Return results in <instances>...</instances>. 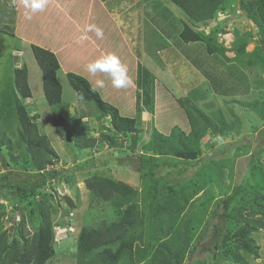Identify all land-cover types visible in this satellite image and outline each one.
I'll return each instance as SVG.
<instances>
[{"label":"rangeland","instance_id":"374dc122","mask_svg":"<svg viewBox=\"0 0 264 264\" xmlns=\"http://www.w3.org/2000/svg\"><path fill=\"white\" fill-rule=\"evenodd\" d=\"M54 1L65 9L50 8L48 17L37 12L32 16L35 23L25 18L23 23L27 27L25 24L22 27L21 23L9 27L8 18L0 27V178L7 167L19 170L21 162L14 160L25 151L19 140L21 126L15 108L13 74L16 68L22 67L27 71L31 96L21 98V103L30 121L36 123L43 144L50 149L51 164H47V168L60 171L58 177L46 181L43 196H25L12 189H1L0 232L5 233L6 240L10 242L15 237L21 244L20 231L28 238L37 231L42 196L49 215L53 248L52 256L44 264H97L92 263L88 255L78 257L76 235L83 226L102 229L117 218L114 201L110 199L105 203L90 189L93 177H100L128 181L137 191L138 202L143 194H147L144 200L154 201L151 213L155 223L152 225L162 230L165 242L176 243V248L170 246L169 249L178 262L170 260V264H203V261L206 264H264V229L252 233L260 247L257 258L240 252L242 260L235 262L224 255L222 244L216 251L205 249L214 222L221 225L223 233L228 227L229 243L239 225L236 219L222 222L210 216L213 209L221 210L218 199L230 196L228 213L232 209L253 210L264 201V41L257 24L242 8L241 0H215L214 5L218 6L214 8V15L204 19L203 11L196 17L203 21L178 12L168 0L138 1L140 12L133 20L127 15L124 17L126 10L122 15L115 14L116 1L53 0L52 3ZM0 20L4 22L1 17ZM123 21L129 24L125 30ZM89 24L101 28L103 38H97L95 32L85 33ZM184 24L200 33L201 40L182 42L179 32ZM82 34L89 39L77 42ZM31 41L57 55L56 78L62 86L59 103L49 105L45 100ZM209 47H214L213 53L208 51ZM109 52L115 53L127 66L131 81L127 88L116 89L105 74L93 76L86 70L90 61ZM138 64L150 71L154 80L152 86L138 85V73L142 74L140 69L137 71ZM68 72L85 77L100 98L114 106L119 115L134 118L138 131L132 138L116 133L110 116H99L93 101L76 97L66 77ZM97 79L104 80L103 88L96 85ZM161 89L166 92V104L162 101L163 95H158ZM146 95L149 104H144ZM168 97L172 100L170 107ZM182 103L191 109L194 118L191 129L195 131L192 130L191 142H186L185 148L191 147V158L168 155L166 162L191 163L192 166L220 152L225 151L226 156L221 157L217 165L204 169L212 184L204 182L200 176L198 179L196 168L187 182H181L188 187L184 193L167 190L160 184L154 190L159 198L148 199L151 187L141 183L130 164L134 163L136 154H151L144 151L143 146L154 128L167 135L177 126L188 134L190 125ZM172 107L177 108L179 117L187 123H172V113L176 112ZM237 143L242 147L235 148ZM108 153L130 167L95 168L94 161ZM23 157L24 154L20 159ZM27 157L31 158L30 154ZM92 167L88 174L81 173ZM189 179L193 180L187 184ZM169 192L171 194H166ZM158 203L162 205L159 211L154 210L156 205L159 209ZM134 229L136 227L125 228L123 237L131 239ZM142 246L140 241L133 240L132 248L122 255V262L130 264ZM19 247L17 245V250ZM101 249L102 246L94 251ZM160 249L161 256L168 257L169 252ZM147 258L144 264H157L161 259Z\"/></svg>","mask_w":264,"mask_h":264},{"label":"trees","instance_id":"16d2710c","mask_svg":"<svg viewBox=\"0 0 264 264\" xmlns=\"http://www.w3.org/2000/svg\"><path fill=\"white\" fill-rule=\"evenodd\" d=\"M168 1L175 10L178 12L181 11L183 14L185 13L191 19L200 17L201 15L198 14H201L203 11L206 14L204 19H208L215 14L214 8H217L218 6L214 5V3H217L215 0ZM241 4L244 11L247 13V16L253 19L257 24L260 29L259 33L263 39L262 41H264V0H241ZM22 18L23 23L26 19L25 16ZM197 20L203 21V19ZM125 25L126 24L123 21L124 30ZM179 38L182 42L187 44L200 41L202 37L200 33L194 31L187 24H184L182 30L179 32ZM31 48L37 66L41 72L42 88L47 104L53 105L59 103L61 101L62 86L56 78V71L59 69L57 55L37 44L31 45ZM213 50L214 47L213 49L210 47L208 48V51L211 53H213ZM139 69L142 74L139 76L140 73H138V85L140 86L144 84L145 86H152V82L154 80L150 75V71L144 67H140V64H138L137 71H139ZM74 72H68L66 77L70 86L75 90L76 97L80 100L93 101L95 108L99 112V116H110L111 124L116 133L118 132L132 138L138 131L135 127L134 118L131 116L119 115L114 106L100 98L97 91L91 87L89 81L85 77ZM14 86L16 90L15 108L21 126L19 140L24 144L23 149L25 151L22 152V154H24L22 159H20L21 154L19 158L14 160L16 163L20 160L19 162H21V165L19 170L9 169L8 167L5 168V171L0 178V191L1 189H12L25 196L35 197L40 194L43 196L41 192L44 189L46 181L58 177L60 171L53 168H47V166L51 164L49 158L50 149L43 144V138L38 134L36 123L30 121L26 109L21 103V98L31 96L25 67L16 68L14 70ZM143 100H145L144 104H149L150 102L149 96L147 95L143 98ZM181 106L184 107L186 116L188 117L190 125L188 134H184V132L177 126H173L167 135L159 133L154 128L143 146V150L148 151L147 153L151 152V154H136V159H133L134 163L130 164L133 167L124 165L125 163L121 162L119 157L110 153L97 159V161H94V167L113 166L115 168L130 167L134 169L137 177L142 180L141 183L146 187H151V192H147L148 194L151 193V196H148V199L159 198L160 195H157L154 190L158 188L160 184L167 190H174V192L178 190V192L184 193L183 190L188 187L185 185L186 183L183 184L181 182H187L188 178H191V175H193L194 172L193 170L196 168L193 165H198L199 163V165H202L203 167H199V171L196 172V177H198V179H204V182L212 184L211 178L205 173L204 169L206 166L217 165V162L221 159V157L226 156L225 151L214 156L202 158L201 161L194 163L191 166V171H189V166L186 164H180L176 161H170L169 164H166V161L169 159V157H166L168 155H173V157L178 158H191V147L188 149L185 148L186 142H191V132L195 131V129H191V123H194V118L191 115V109L187 107V105L182 103ZM35 143L37 144V147L34 146ZM238 144L239 143L234 145L237 149L242 147ZM32 146L34 148H32ZM29 154L31 158L27 157ZM157 154H159V156ZM94 167L87 170H81V173L88 174L92 169H94ZM192 180L189 179L187 184H190ZM195 182L198 183L196 180ZM179 184L181 185L180 188ZM89 186L91 191H93L97 197L102 198L103 201L110 202V199L114 201V210L117 211V218L110 221L111 224L102 229L86 226L81 227L76 235L77 254L79 258L88 255L91 257L90 261L92 263L117 264L119 260H121L125 250L132 248L133 240H138L143 244V246L141 250L140 248L137 249V253L139 255L135 254L136 258L132 259L130 264H144L148 260L147 257H151L152 261L161 258L159 260L161 264H170V260L172 263L178 262L172 250L169 249L170 246L172 249L176 248V243L165 242L162 230L160 231L159 227L152 225L155 223L152 219L153 216L151 213V207L154 201L144 200L147 194H143L141 201L138 202L139 196L137 197L138 194L136 189L129 184L128 181L118 179L114 180L109 178L93 177L92 181L89 182ZM175 187H178V189ZM166 194H171V192ZM42 196L41 200H39V204L41 203V219L39 228L31 237H25L20 231L18 235L22 236L23 242L20 244V240L15 237L8 242L6 240L7 238L5 233L0 232V264H44L52 256V232L49 227L48 212H45V208L47 207L44 208L43 206L44 201ZM183 196H186V194ZM258 198L261 200L260 197ZM218 200V208H221V210H217L216 208L213 209L210 216L222 219V222L228 220L229 218L236 219L239 225L232 234V242L229 243L230 236L228 233V227L223 233L224 229L221 225L214 222L212 225L213 230L211 232L209 245L205 246V249H212L213 251H216L222 244L225 246L224 255L229 256L235 262L242 260L240 252L249 254L254 258L259 257L258 250L260 247L252 237V233L258 232L259 229H264V201L261 200L262 203L260 202L257 208L253 210H247L246 208L244 211L243 208L232 209L228 213L227 211L231 200L230 196H224ZM139 203L141 206H138ZM121 206H125L123 210L119 209ZM161 208L162 205L159 204V209L156 205V209L154 210L159 211ZM128 227L130 230L131 227H136V229H134L136 231L132 233L133 237L131 239H125L123 237L126 233L124 229ZM137 231L139 232L137 233ZM186 242L187 241H185L184 244ZM116 243H119L120 245L113 248L112 246H115ZM230 244L232 245L231 247L229 246ZM17 245L20 246V251L17 250ZM101 246L102 249L100 251H94ZM160 248L165 249L167 253L169 252L168 257L164 258L161 256ZM91 252H94V254L90 255ZM203 264L206 263L203 261Z\"/></svg>","mask_w":264,"mask_h":264},{"label":"clouds","instance_id":"9594fccd","mask_svg":"<svg viewBox=\"0 0 264 264\" xmlns=\"http://www.w3.org/2000/svg\"><path fill=\"white\" fill-rule=\"evenodd\" d=\"M47 4L48 0H23V5L26 9L24 13L25 18L31 20L32 14L43 11ZM84 31L85 33L95 32L97 38H103L104 36L103 30L94 24L87 25ZM88 39L89 37L87 35L82 34L77 38V42H82ZM86 70L93 76H95L97 73L105 74L110 78L112 86L116 89L127 88L131 82L130 77L128 76L127 66L122 63L121 59L115 53H105L99 58L90 61L86 65ZM96 85L100 88H103L105 86L104 80L97 79Z\"/></svg>","mask_w":264,"mask_h":264},{"label":"crops","instance_id":"0c3cea01","mask_svg":"<svg viewBox=\"0 0 264 264\" xmlns=\"http://www.w3.org/2000/svg\"><path fill=\"white\" fill-rule=\"evenodd\" d=\"M110 1H116L115 4H113L114 7H118V9L115 11L116 15H122V14H124L126 12L124 14V17L127 15L128 17H131L130 20H133L135 18V16H136V13L140 12L141 6H140V4L138 2L140 0H110ZM52 2H53V0H48V4H47L46 8L43 10V12H41V11L38 12L40 14V16H47L48 17L49 16V12H50V8H53V7H58V9H62V10L65 9L60 2H58V3H57V1H54V3H52ZM110 5H111V3H110ZM25 11H26V9L24 8L23 0H0V17L3 20L8 18L9 27L10 26L11 27H15V26L19 25L20 23H21L20 25L23 27L24 23H22V21H23L22 17L25 16L24 15ZM122 11H125V12L122 13ZM128 13H130V14H128ZM50 14H51V12H50ZM35 15H37V13H33L32 14V16H35ZM32 20H33V23H35V19H32ZM45 22L48 23L47 20ZM29 23H30V21H29ZM5 24H6V20H4V22H2V20H0V27L2 25H5ZM125 24H127V23H125ZM127 25L129 26V24H127ZM26 27H27V25H26ZM38 27L41 28L40 25H38ZM17 39H19V38H17ZM31 43H33L34 45L37 44L36 42H32V41H31ZM158 95H163L162 96L163 97L162 101H165L164 100V96L167 97V95H166V92L163 89L159 90ZM169 100L170 101H169L168 105L170 107V106H172V103H170V102H172V100L170 98H169ZM166 103L167 102L165 101V104ZM172 108L174 109L176 107H172ZM167 110L169 111V108H167ZM172 114H173L172 123H187L186 119H182V118L179 117V113L177 111V108H176V112L172 113ZM176 118H177V122H176ZM158 162H159V160H158ZM166 164H169V162H166ZM180 164H183V163L180 162ZM187 166L190 167L189 171H191V163H189V165H187ZM193 166L199 169V165H193ZM179 181H181V180H179ZM103 202L108 203V201H103ZM138 229L141 231L140 228H138ZM138 232L139 231H137V233ZM119 261H121V262L118 263V264H129V262H124L123 263L122 260H119Z\"/></svg>","mask_w":264,"mask_h":264}]
</instances>
